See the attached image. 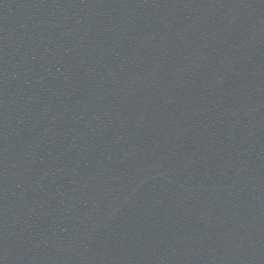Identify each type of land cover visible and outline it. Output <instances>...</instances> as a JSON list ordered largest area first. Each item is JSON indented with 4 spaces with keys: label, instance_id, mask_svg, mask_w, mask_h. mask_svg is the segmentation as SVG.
I'll list each match as a JSON object with an SVG mask.
<instances>
[{
    "label": "water",
    "instance_id": "95a60500",
    "mask_svg": "<svg viewBox=\"0 0 264 264\" xmlns=\"http://www.w3.org/2000/svg\"><path fill=\"white\" fill-rule=\"evenodd\" d=\"M0 264H264V0H0Z\"/></svg>",
    "mask_w": 264,
    "mask_h": 264
}]
</instances>
